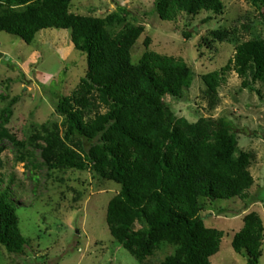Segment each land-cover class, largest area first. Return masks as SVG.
Masks as SVG:
<instances>
[{"label":"trees","instance_id":"1","mask_svg":"<svg viewBox=\"0 0 264 264\" xmlns=\"http://www.w3.org/2000/svg\"><path fill=\"white\" fill-rule=\"evenodd\" d=\"M244 1L264 8V0ZM72 3L0 0V34L31 45L44 30H68L74 48L87 59L86 75L76 90L53 102L55 114L63 119L61 126H41L30 143L41 150L49 170H91L121 186L108 204L106 222L114 240L140 264L163 246L174 252L160 264H211L225 234L206 227L201 200H246L255 183L250 171L254 155L239 148L231 121L200 118L191 123L176 116L166 100H184L193 87L194 71L183 59L151 51L150 39L135 64L132 49L145 33L144 25L121 36L119 30L127 22L121 14L78 15ZM154 8L167 22L181 14L225 12L223 0H156ZM230 38L231 31L217 30L210 41L203 39V45ZM231 41L233 57L220 70L202 76L211 106L230 72L242 80L243 91L264 99L256 88L259 83L264 86V38ZM65 77L66 72L60 85ZM7 99L0 95V101ZM15 103L16 99L0 114V141L9 140L18 150L17 161L25 162L30 157L24 152L26 144L7 129ZM13 183V177L6 183L0 178V244L9 254L21 255L27 240L12 199ZM263 245V220L249 213L232 247L245 255L247 264H259Z\"/></svg>","mask_w":264,"mask_h":264},{"label":"rangeland","instance_id":"2","mask_svg":"<svg viewBox=\"0 0 264 264\" xmlns=\"http://www.w3.org/2000/svg\"><path fill=\"white\" fill-rule=\"evenodd\" d=\"M155 1L73 0L72 12L98 18L119 13L127 20L119 30L121 36L144 25L145 33L132 49L135 64L144 55L145 40L150 39L151 51L183 59L194 71L193 87L184 100H166L176 116L191 123L200 118L232 122L239 134V148L255 157L250 168L255 183L246 200H201V216L206 227L225 234L211 264H247L245 255L236 253L232 242L247 214L258 213L264 223V99L243 91L242 80L230 72L211 106L202 76L220 70L233 57L231 38L240 42L264 38V8L244 0H223L222 15L181 14L175 22H167L156 13ZM217 30L231 31V38L225 43L203 45V39L210 41ZM86 71V56L74 48L68 30H44L31 45L0 34V95L8 98L0 101V114L16 99L7 129L26 144L24 152L30 153L25 162H19L17 148L7 139L0 141V178L5 183L14 178L12 199L27 240L21 255L9 254L0 244V264H140L114 240L106 222L108 204L121 186L91 170H49L41 150L30 143L41 126L56 122L61 126L63 119L55 114L53 102L58 96H70ZM64 72L66 77L60 85ZM256 88L264 97V86L259 83ZM135 227L140 228L141 222ZM173 252L172 247L163 246L145 264H160ZM259 264H264V245Z\"/></svg>","mask_w":264,"mask_h":264}]
</instances>
